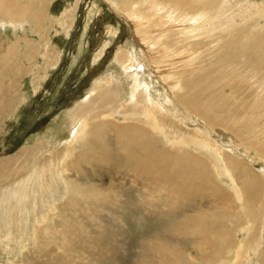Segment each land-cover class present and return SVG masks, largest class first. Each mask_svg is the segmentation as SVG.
<instances>
[{
    "label": "rangeland",
    "instance_id": "obj_1",
    "mask_svg": "<svg viewBox=\"0 0 264 264\" xmlns=\"http://www.w3.org/2000/svg\"><path fill=\"white\" fill-rule=\"evenodd\" d=\"M19 3L29 11L22 21L11 22L0 16V90L15 84L18 98L12 108L6 109L1 106L0 93V162L8 161L0 177V264H148V260H154L161 240L166 250L174 247L171 251L179 256L180 264H207L200 258L209 249L196 245L193 239L199 238V225L181 224L176 219L179 214L202 221L214 216L219 242L215 248L209 247L213 249L211 264H263L264 0ZM197 3L199 8L195 7ZM187 8L198 9L199 13H190ZM171 9L169 14L174 19L189 20L179 27L157 29L153 12ZM141 16H149L148 23L142 25ZM197 18L202 24L195 31L200 32L183 41L185 25ZM169 32L178 35H172L168 46L147 45L153 38L166 40ZM133 50L143 60V80L150 88V99L144 97L137 104L130 99L136 68L116 60L118 54ZM174 84L177 99L170 89ZM188 100L192 109L180 102ZM193 109L205 113L212 126L195 117ZM84 119L92 124L103 119L107 125L112 122L116 126L140 123L167 153L184 139L187 147L183 150L203 157L210 170L207 184L220 189L224 199L218 201L207 189L187 194L179 186V193L188 196L176 204L171 198V202L164 201L161 194L165 193L153 189L147 171L137 178L143 185L119 181L120 175L128 174L129 178L133 171H128V163L115 161L124 152L114 131L104 132L106 138L96 148L103 149L105 155L111 153L108 168L112 172L98 167L96 174L86 165L88 171L80 175L71 162L80 152L91 155V139L97 141L92 136L74 141V132ZM222 158L224 166L219 162ZM156 163L155 171L161 168L160 162ZM82 176L88 179L84 181ZM254 180L259 181L260 188L254 187ZM109 181L119 187L116 197L123 201V213L132 209L135 218L123 214L122 220L118 214L121 209L112 200L94 207L83 202L88 190L82 189V184L102 183L106 187ZM147 188L152 189L148 197L152 205H142V210L135 199ZM233 188L239 195L245 191L241 200L233 198ZM249 188L254 189L253 194ZM52 204L56 205L54 211L50 210ZM44 213L49 216L41 222L39 217ZM163 216L168 220L166 226L160 224ZM15 218L26 219L24 230L17 231L20 222L15 227ZM170 220L176 225L172 226ZM212 234L207 233L208 237ZM189 252L196 255L194 261Z\"/></svg>",
    "mask_w": 264,
    "mask_h": 264
},
{
    "label": "bare ground",
    "instance_id": "obj_2",
    "mask_svg": "<svg viewBox=\"0 0 264 264\" xmlns=\"http://www.w3.org/2000/svg\"><path fill=\"white\" fill-rule=\"evenodd\" d=\"M20 0H0V16L1 18H3L4 20H10L11 22H18V21H22L25 17L28 16V8L26 5H21L19 3ZM166 1H169V0H166ZM181 1V0H179ZM183 1V0H182ZM185 1V0H184ZM191 1V0H190ZM193 1V0H192ZM195 2V1H194ZM197 2V0H196ZM186 3V2H185ZM187 5H189L187 3ZM195 7L196 8H199L200 5L195 4ZM162 8V7H161ZM189 9V8H187ZM190 10V13L193 12L194 14L196 13H199L198 9H189ZM172 9L171 10H155L153 12V15L151 17H155L156 18V21L154 20L153 23H155V25H157V29H160V27L162 26H165V27H179V24H182L185 22V21H188L189 18H187L186 20H182L181 18L180 19H174L173 16H171L169 13H172ZM208 12V11H207ZM135 13V11H134ZM186 13V12H185ZM184 14V13H183ZM130 16V15H129ZM177 16V15H176ZM194 15H192L193 17ZM142 17V20H144V22L142 21H139V22H142V25L144 23H148L149 21V16L148 17H145V16H141ZM185 18V17H184ZM199 19H194L193 22L191 23H187L185 26H187L186 28V31L184 33V36H183V41H187L188 39H192L193 36L195 34H197L196 32H200V30L198 29V31H195V29L197 27L200 28V25L201 24L199 23L198 21ZM3 21V20H2ZM127 21V20H126ZM192 21V20H191ZM138 22V23H139ZM190 22V21H189ZM199 23V24H198ZM204 23V22H203ZM14 24V23H13ZM155 29V30H157ZM154 30V31H155ZM197 30V29H196ZM183 32V29L182 31ZM142 33V32H141ZM173 32H169L165 38L166 40H163V41H154V38L151 40V42H149L147 45H153L155 47V43H159L161 46V44L163 45V43H165L167 46H168V43L167 41L169 40V42H172V40L170 38H173L172 35H178L176 34V32H174V34H172ZM177 33H180V32H177ZM210 36V35H209ZM181 37V36H180ZM199 38V37H198ZM145 39V38H144ZM171 40V41H170ZM175 41V40H174ZM190 42V40H189ZM185 43V42H184ZM164 44V45H165ZM186 47V46H185ZM191 47V46H190ZM168 48V47H167ZM169 48H170V44H169ZM193 49V48H192ZM162 50H157V52H161ZM142 55V54H141ZM116 60L119 62V63H123L125 65V62H129L130 65V68H136V71L134 74V77H133V84H134V87H133V90H132V94H131V100H134V102H140L142 100H144V97H148V93L150 91V88H146V86H149V84H145V81L143 80V77H144V72L142 71V68L144 67V63H143V60L141 61L140 57L136 54V52L134 53V50L133 52H129V51H125L124 53H121V54H118L117 57H116ZM153 64V63H152ZM146 65V64H145ZM138 68V69H137ZM134 71V70H133ZM149 77V76H148ZM144 81V82H143ZM173 81V80H171ZM143 82V83H142ZM174 83V81H173ZM15 87L16 85L15 84H12V86L9 88V87H6L4 89H1L0 90V93L3 95L2 98H1V106L4 107V108H10L11 106H13L15 103H16V100L18 99L17 98V93H14L15 91ZM177 85L174 84L171 86V90H175V91H178L177 89ZM180 89V88H178ZM4 92H1L3 91ZM174 92V91H173ZM174 98L177 99V92H174L172 93ZM142 96V98L140 97ZM179 98V97H178ZM182 98V97H181ZM91 98L89 97L88 101L90 100ZM97 99H100L97 98ZM148 99H150L148 97ZM112 100V99H111ZM96 101H99V100H96ZM108 102V101H107ZM106 102V103H107ZM182 105L184 107H188L191 102H189V100L187 102H182ZM104 104V102H103ZM110 104V103H108ZM140 104V103H139ZM159 108V106L156 105V108ZM12 108V107H11ZM85 108V107H84ZM153 108V106L151 107ZM82 109V108H80ZM93 109V108H92ZM150 109V108H149ZM160 109V108H159ZM165 109L164 107H162V109L160 110H163ZM190 109H192L191 105H190ZM84 110V109H83ZM155 110V108H154ZM153 110V111H154ZM82 111V110H81ZM80 112V111H79ZM190 112V111H189ZM4 112H2L3 114ZM82 113V112H81ZM84 113L85 110H84ZM147 113H150V110L147 111ZM154 113L153 112V116H154ZM191 113V112H190ZM192 114V113H191ZM193 114L195 115V117H197L199 120H202L204 121L205 124L207 125H210L212 126V122L210 120V118L204 113V114H201L198 112V110H195L193 109ZM159 116V115H158ZM104 118V117H103ZM156 121L159 123L158 121V118L157 116L155 117ZM83 122H81L79 124V127L75 130L74 132V141H78V140H84L86 139V137H95L97 139V141L92 138L91 139V151H92V154L91 155H88L89 153L88 152H80L78 153L77 155V158H74L75 160L73 162H71V166L72 168L75 169V172L76 171H82L84 172L85 174V170L88 171V168L85 167L86 165H88V167H90L92 169V171L94 173H96V169H99L98 167H103V168H106L107 171H111L112 170L110 168H108V166L110 165V155L111 153L105 155L104 152L102 151L103 149H101L100 151H98L96 148L99 146L100 144V141H103L104 139V132L106 133L107 131H114L115 134L119 137H117V142H121L120 144L122 146H118L119 148L123 149V152L125 153H120L119 155L116 156V159L115 158H112L114 159L116 162H123V163H128L127 164V169L129 172L133 171L132 173V176L129 175V178H126V176L128 174H123V175H120V180L119 181H125V180H128L129 182H131L132 184H140V185H143L142 183L140 182H137V178L138 176L144 171H147L149 176H150V180H149V183L151 184V186H153L155 190H158L160 193H165V194H161V197L164 198V201H170L169 198L173 199L172 201L176 204L180 199L181 197H187L188 195H185V194H181V192L179 193L178 191V187L181 186L182 188H185V191H187L186 193L188 194V192H190V190L192 192H195L193 190H198V191H202V189H207L208 191L210 190V192L212 193V195H214L215 197H218L219 200H222L224 199L223 198V194L221 192V190H217L216 186H213L211 187L209 184H207V182L209 181V179L206 180V178H208V166L205 164V160L203 159L202 156L199 155V153H193L191 151H189L188 149L186 150H183L184 146L186 145L187 147V141H185L184 139H181L179 140V142H177V146L175 148H171V150H169V153H167V150H164L165 147L164 146H159V142L158 141H155V138L151 135V132L150 130L145 127L144 125H141L140 123L137 124L136 122L132 125H119V126H116V125H113L112 122H109L108 125L106 124V122L101 119L100 121H97L96 123L92 124L89 122L88 119H84L82 120ZM161 121H164V120H161ZM126 124V123H125ZM204 124V125H205ZM157 126V125H155ZM154 126V127H155ZM153 127V128H154ZM157 128V127H156ZM156 130V129H155ZM154 130V131H155ZM160 131V130H159ZM161 132V131H160ZM104 135H103V134ZM197 133H199V131L197 130ZM121 135V136H120ZM201 135V134H200ZM200 137V136H199ZM102 138V139H100ZM106 138V136H105ZM202 139V138H201ZM124 140V141H123ZM80 141V142H81ZM126 142V143H125ZM78 143V142H77ZM105 143V142H104ZM108 144V143H107ZM83 145V144H82ZM119 145V144H117ZM152 145L154 146H157L156 147H153ZM166 146V145H165ZM87 147V146H86ZM86 147H84V151H88V150H85ZM103 147V145H102ZM106 148V145L104 146ZM103 147V148H104ZM111 147V146H109ZM160 147V148H158ZM88 148V147H87ZM101 148V146H100ZM112 148V147H111ZM117 148V147H116ZM72 149V148H71ZM108 149V148H107ZM114 149V148H113ZM121 149H119L120 151H122ZM93 150L95 152H93ZM111 151V150H110ZM117 152V151H116ZM114 154V153H113ZM113 156V155H112ZM167 156V157H166ZM169 156V158H168ZM106 157V160H104ZM114 157V156H113ZM159 157H161L162 159L164 160H160ZM83 160V161H82ZM112 160V161H114ZM114 161V162H115ZM156 161H158V163L161 165V168L158 169L157 171H155V163ZM11 162V161H10ZM83 162V163H82ZM219 162H222V165L224 166V160L223 158L220 159ZM5 163H8V161H4V162H0V177H1V173L2 171L5 169ZM82 163V164H81ZM158 163H156L157 165H159ZM80 164L82 165L81 167ZM105 164V166L103 165ZM107 165V166H106ZM157 167V166H156ZM68 168L67 167L65 169V175L66 173H68ZM100 168V169H101ZM102 168V169H103ZM73 171V170H72ZM210 171V170H209ZM4 172V171H3ZM80 173L83 174V173ZM146 172V173H147ZM79 172H77L76 176L78 175ZM90 174V173H89ZM97 174V173H96ZM68 175V174H67ZM88 175V174H87ZM94 175V174H92ZM99 175V174H98ZM97 175V176H98ZM144 174H142L143 176ZM75 176V177H76ZM58 177V176H57ZM78 177V176H77ZM76 177V178H77ZM140 177V176H139ZM84 177L82 176V179ZM123 178V179H122ZM28 179V178H27ZM72 179V178H71ZM85 179H88L87 177ZM85 179H83L85 181ZM141 179V178H139ZM143 180V179H142ZM146 180V179H144ZM55 181V180H54ZM112 181V180H111ZM109 181L108 184H107V188L105 186L102 185V183H94V184H91V183H86L88 185H81L82 186V189H87L88 193L86 192V196L83 194V196L86 197L85 201H83L85 204H87V207L90 206V204L93 203V205H91V207H94V206H100V202L103 204V202H108L110 200H112V202L116 203L119 205L118 208H120L121 210L117 211V208H112V211L115 210L118 212V214H120L123 218L122 220L124 219V216L127 215V217H130V218H135L136 216H134L132 214V209H130V211L125 214L123 213V209H122V206H121V203L123 201L120 202L119 200V196L118 198L116 197V194H117V191L119 189H117V187L114 186V184H112V182ZM139 181V180H138ZM147 181V180H146ZM213 181V180H212ZM245 181H248V180H245ZM244 181V182H245ZM56 182V181H55ZM54 182V183H55ZM100 182V181H99ZM198 182V183H196ZM233 182V181H232ZM253 182V181H252ZM30 183V182H29ZM93 183V181H92ZM104 183V182H103ZM107 183V182H105ZM149 183H147L146 185H149ZM234 183V182H233ZM246 183V182H245ZM42 184V183H41ZM120 184V182H119ZM244 184V183H242ZM55 185H57L55 183ZM234 185V184H233ZM249 185V184H248ZM80 186V185H79ZM120 186V185H119ZM139 186V185H138ZM133 187V186H132ZM140 187V186H139ZM236 187V186H235ZM254 187L255 188H260L261 187V184L259 183V181L257 182L256 180H254ZM81 188V187H80ZM78 190V189H77ZM127 190V189H126ZM141 191V189H139ZM147 190L149 191L147 193ZM237 190V189H236ZM79 191V190H78ZM152 191V189L150 188H147L146 191H144V195H141L140 193H138L137 196V200L136 202H139L142 207V210H144L145 208L143 206H145L146 204L151 206L152 203L150 202V200L148 199V197L150 198L152 195L149 194L150 192ZM184 191V192H185ZM82 192H85V191H82ZM136 192V191H135ZM238 190L235 191V188H233V193H231L233 195V198L236 199V200H241V197L240 195H243V194H238ZM242 192V191H241ZM249 192L250 194H253L254 193V189L253 188H249ZM32 193V192H31ZM120 193V192H119ZM179 193V194H178ZM264 193V192H262ZM123 194V192L121 193ZM178 194V195H176ZM207 194V193H206ZM113 197H112V196ZM117 195H120V194H117ZM24 196V195H23ZM82 196V194L80 195ZM190 196V195H189ZM260 195H258L257 197H259ZM113 198V199H110V198ZM211 197V195H210ZM244 197V196H243ZM70 198V197H69ZM144 198H145V202H144ZM255 198V197H254ZM245 199V198H244ZM175 200V201H174ZM191 201V200H190ZM254 201V200H253ZM257 201V200H256ZM171 202V201H170ZM90 203V204H88ZM113 203V205H114ZM100 204V205H99ZM143 205V206H142ZM163 205V204H162ZM247 205V204H246ZM51 208L50 210H55V207L56 205L55 204H52L50 205ZM136 206V205H134ZM196 206V205H195ZM18 207V206H17ZM138 207V206H137ZM20 208V206H19ZM100 208V207H99ZM131 208V206H130ZM139 208V207H138ZM144 208V209H143ZM182 208V207H181ZM95 209H97L95 207ZM129 209V208H128ZM137 208L134 207V212L136 213V210ZM171 209V208H170ZM173 209V208H172ZM98 210V209H97ZM104 210L105 212V209H102ZM125 210V209H124ZM138 210V209H137ZM52 211V212H53ZM148 211V210H147ZM157 211V210H156ZM165 211V210H164ZM173 211V210H172ZM179 211V210H178ZM18 212V211H17ZM176 212V211H175ZM197 212V211H196ZM200 212V211H199ZM55 212H53L54 214ZM94 213V212H93ZM148 213V212H147ZM204 213V212H203ZM123 214H125L123 216ZM154 214V213H153ZM162 215H165L163 213H160ZM168 214V213H166ZM16 215V214H15ZM162 215H160L162 217ZM170 215V214H168ZM167 215V218L168 220L170 219ZM174 215V214H173ZM177 215V214H175ZM177 215L176 216V219H178L177 221L179 222H182L181 224H198L199 225V229H200V232H199V238L196 239V238H193L195 239V241H197L196 245L198 246H206L209 251L208 253L205 255V254H201V258L200 260H202L203 262L206 261L207 264H211L209 261H213V259L210 258V252L213 251V249L209 247L213 246L214 248L216 247L217 243L219 242V238L215 236L216 234V230H217V227H216V221H215V218L214 216H210L211 219L209 220H201V219H198L196 217H190L191 219H186V218H183L184 216L183 215ZM20 216V215H18ZM24 216V215H23ZM49 216V214L47 215L46 213L44 214H41L39 219L41 222H43L44 220H46V218ZM111 216V215H110ZM141 218L143 215H140ZM192 216V215H190ZM147 217V216H146ZM160 217V218H161ZM20 218V217H19ZM19 218H15V220L12 222V224L16 227L18 226L19 222H20V227L18 226V229L17 231H20V230H24V223L26 222V219H20L19 221ZM108 218V217H107ZM120 218V217H118ZM129 218V219H130ZM163 218H165L163 216ZM167 218H165V220H161L162 222H160V224L163 226H166V220ZM173 219V217H171ZM175 218V217H174ZM128 219V218H127ZM135 220V219H134ZM137 220V219H136ZM167 220V221H168ZM199 220V221H198ZM171 221V220H170ZM172 222V221H171ZM174 222L171 223L174 224ZM120 224V223H119ZM159 224V223H158ZM120 225H124V224H120ZM176 225V224H174ZM170 226V225H168ZM173 226V225H172ZM186 226V225H185ZM159 227V226H158ZM171 227V226H170ZM176 227V226H175ZM178 227V226H177ZM182 228V227H181ZM184 228V227H183ZM162 229V228H161ZM170 229V228H169ZM187 229V228H186ZM173 230V229H172ZM16 231V232H17ZM135 231V229H134ZM163 232V231H162ZM168 233H170L169 231H166ZM210 232H213L212 234V237L207 235V233H210ZM64 233V232H63ZM174 233V232H173ZM163 235H165L164 233H162ZM159 235V234H158ZM211 235V234H210ZM187 236V235H186ZM215 236V237H214ZM8 237L10 238V235H8ZM6 238V237H5ZM156 239L158 238L159 239V236L156 235L155 237ZM54 239V238H53ZM66 239V238H65ZM70 239V238H69ZM157 239V240H158ZM163 239V238H162ZM179 239V238H178ZM165 241H168L166 238H164ZM154 241V239H152V242ZM162 241V240H161ZM158 243L159 247H157V250L156 251V255L154 257V260L151 259V260H148V264H180L181 263V259L179 258V256H176L174 255V253L171 251V248H174V247H171L170 250H166V246L163 244V242L161 243ZM195 241H193V244L195 245ZM4 242V241H3ZM186 242V241H185ZM169 243V242H167ZM166 243V245H167ZM180 243V242H178ZM190 244V242H188ZM149 244V243H148ZM151 244V243H150ZM154 244V243H152ZM69 245V244H68ZM177 245V244H176ZM186 245V244H185ZM192 245V244H191ZM172 246V245H171ZM176 247V246H175ZM65 248V247H64ZM156 248V247H155ZM168 248V247H167ZM197 248V247H196ZM204 248V247H203ZM66 249V248H65ZM151 249V248H150ZM194 249V247H193ZM230 249V248H228ZM68 250V249H67ZM41 251V250H40ZM45 251V250H43ZM41 251V252H43ZM64 252V251H63ZM71 252V251H70ZM182 252V251H181ZM230 252V251H229ZM189 254L188 256L192 259V261L195 260V257L196 255L192 254L191 252L187 253ZM192 254V255H191ZM223 254V253H222ZM149 255H153V254H149ZM219 255V254H218ZM141 256V255H140ZM188 256L186 255V257L188 258ZM215 256H216V253H215ZM145 257V255H144ZM151 257V256H150ZM143 258V257H142ZM182 258V257H181ZM188 258V259H190ZM74 259V258H73ZM143 259H146V258H143ZM142 259V263L144 262ZM185 259V258H184ZM198 259V258H197ZM217 259V258H216ZM215 259V260H216ZM263 259V258H262ZM85 260V258H84ZM199 260V261H200ZM220 260V258H219ZM140 261V260H139ZM74 262V261H73ZM178 262V263H176ZM215 262V261H214ZM86 263V262H85ZM200 263L202 264V262L200 261ZM59 264V262H58ZM63 264V263H61ZM76 264V263H74ZM88 264V263H86ZM90 264H93V262H91ZM194 264H198L196 263V261H194ZM263 264H264V261H263Z\"/></svg>",
    "mask_w": 264,
    "mask_h": 264
}]
</instances>
